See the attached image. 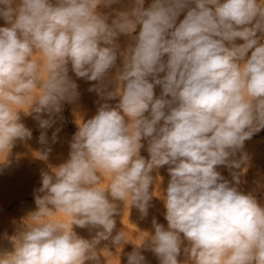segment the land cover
<instances>
[{
	"label": "clouds",
	"instance_id": "9594fccd",
	"mask_svg": "<svg viewBox=\"0 0 264 264\" xmlns=\"http://www.w3.org/2000/svg\"><path fill=\"white\" fill-rule=\"evenodd\" d=\"M120 3L0 0V163L17 140L32 136L21 113H34L46 129L52 121L42 114H58L78 96L69 64L76 77L99 82L90 91L119 97L115 107L104 103L77 121L69 158L42 172L38 210L10 237L13 251L0 254V264L97 260L100 239L124 243L121 231L112 236V201L147 215L150 173L165 165L167 227L153 219V233L134 244L127 264H145L141 248L160 264H264V207L216 171L239 169L231 157L264 129V0H152L148 7L130 0L110 22L98 10ZM121 35L132 41L123 50ZM118 54L122 68L109 91ZM58 213L70 219H54ZM74 225L102 231L89 241Z\"/></svg>",
	"mask_w": 264,
	"mask_h": 264
},
{
	"label": "rangeland",
	"instance_id": "374dc122",
	"mask_svg": "<svg viewBox=\"0 0 264 264\" xmlns=\"http://www.w3.org/2000/svg\"><path fill=\"white\" fill-rule=\"evenodd\" d=\"M152 0H145V7L151 4ZM130 0H121L120 4H114L110 8L100 6L99 11L109 14V22L113 17V10H126ZM186 13H181L177 19V23L184 18ZM6 26L3 19H0V27ZM139 26L137 27L138 34ZM117 42L121 46V50L132 43L129 37L121 35ZM237 43L243 41L237 40ZM250 55V53H249ZM122 68V57L117 56L116 66L109 71L108 90L114 91L116 88L115 76L117 69ZM69 76L77 84L78 96L71 102H62V110L58 114H42V118L51 119V126L41 129L39 123L33 117L35 114L24 115L21 113V121L27 128L32 131L30 139L23 141L17 140L7 160L0 163V234L1 236L12 235L15 227L21 221H24L30 214L38 210L35 203V197L41 195L39 189L41 187L42 172H49L53 167H57L69 158L70 142L74 134L78 130L77 121L87 120L97 114L98 108L107 103L111 107H115L119 102V97L114 99H106L98 96L96 91H90V87L98 85L97 81H87L83 78L75 76L71 71L69 64ZM107 83V81H106ZM161 89L159 86L155 88V95L159 96ZM45 133L43 140L41 134ZM144 147L140 150V155L146 160L149 159L147 152V142L142 141ZM47 154V159H42L43 154ZM243 158V159H242ZM233 160L241 161L239 169H232L225 166H218L216 171L229 181L230 185H234L243 194H251L255 197L258 204L264 207V129L255 133L251 139L245 141L244 147L238 151ZM233 173L239 178L236 184L233 179ZM153 177V185L150 187L152 199L149 202L147 215H143L136 207L122 201H110L116 203L117 214L114 215L116 226L112 236L118 232H122L124 243L115 246L111 237L107 240L100 239L95 245L97 260L86 261L85 264H127V256L131 253L135 245L141 244L142 240L147 237L148 233H153L152 221L155 219L167 227L165 220L166 208L163 200L160 198L161 190L167 187L170 179L168 166H162L153 169L150 173ZM107 177L102 181L101 186H106ZM54 219L68 220L63 213H58ZM73 230L82 238L92 241L98 231L102 229H94L90 227L80 228L73 226ZM6 234V235H5ZM135 244V245H134ZM187 242L185 241L186 246ZM13 251L10 250L9 252ZM140 251L145 257V264H160L156 254L148 248H141ZM2 254V253H0ZM178 259L183 262L185 256L183 251Z\"/></svg>",
	"mask_w": 264,
	"mask_h": 264
},
{
	"label": "bare ground",
	"instance_id": "6f19581e",
	"mask_svg": "<svg viewBox=\"0 0 264 264\" xmlns=\"http://www.w3.org/2000/svg\"><path fill=\"white\" fill-rule=\"evenodd\" d=\"M23 223L24 221H21L19 224H17V226L15 227V232L12 235L10 234L7 236L5 234L6 236H1L0 234V253L4 254L13 249V244L10 237L15 236L17 232L22 229Z\"/></svg>",
	"mask_w": 264,
	"mask_h": 264
}]
</instances>
